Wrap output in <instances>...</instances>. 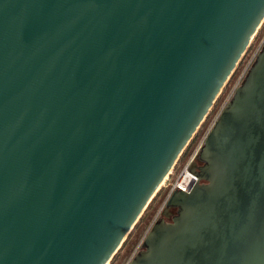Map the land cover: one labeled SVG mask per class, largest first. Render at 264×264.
I'll list each match as a JSON object with an SVG mask.
<instances>
[{"label":"water","instance_id":"1","mask_svg":"<svg viewBox=\"0 0 264 264\" xmlns=\"http://www.w3.org/2000/svg\"><path fill=\"white\" fill-rule=\"evenodd\" d=\"M263 19L264 0H0V264H107ZM194 160L130 264H264V45Z\"/></svg>","mask_w":264,"mask_h":264},{"label":"rangeland","instance_id":"2","mask_svg":"<svg viewBox=\"0 0 264 264\" xmlns=\"http://www.w3.org/2000/svg\"><path fill=\"white\" fill-rule=\"evenodd\" d=\"M264 45V19L254 34L251 42L249 43L247 49L244 51L242 57L240 58L236 68L230 75L229 79L223 86L220 94L214 101L213 105L209 109L208 113L204 117L201 124L198 126L193 137L184 148L182 154L178 158L177 162L173 166V174L169 177H165L163 183L158 188L152 199L149 201L148 205L143 210L142 214L139 216L136 223L133 225L130 232L127 234L125 240L122 242L121 246L118 248L116 253L112 256L107 264H130L135 255L142 249V244L150 232L152 226L160 219L165 218L170 220L166 215L167 205L165 203L166 196V184L173 179V177L179 172L181 165L195 154L199 152L202 147L207 135L215 125L220 114L227 106L228 102L232 98L236 89L240 85L250 66L254 62L258 53ZM173 209V208H172ZM171 209H168L169 211ZM177 209H175L174 214H176Z\"/></svg>","mask_w":264,"mask_h":264},{"label":"built area","instance_id":"3","mask_svg":"<svg viewBox=\"0 0 264 264\" xmlns=\"http://www.w3.org/2000/svg\"><path fill=\"white\" fill-rule=\"evenodd\" d=\"M195 158V154L189 157L183 165H181V168L179 172L173 177L172 180H170L166 184V196H165V203L167 204L169 198L176 190H182L185 189L186 191H190L194 182L197 179V175L193 174L192 172L188 171L189 166L193 162ZM173 174V171L170 172L168 177Z\"/></svg>","mask_w":264,"mask_h":264},{"label":"flooded vegetation","instance_id":"4","mask_svg":"<svg viewBox=\"0 0 264 264\" xmlns=\"http://www.w3.org/2000/svg\"><path fill=\"white\" fill-rule=\"evenodd\" d=\"M203 164V162L200 160V159H195L194 160V162H193V168H196V167H198V166H200V165H202ZM167 205V204H166ZM173 208V209H172ZM169 209H171V210H169V211H167L166 212V216L165 217H167L168 219L169 218H171L172 217V215H173V213H174V211H175V209H177L176 207H171V208H169Z\"/></svg>","mask_w":264,"mask_h":264},{"label":"bare ground","instance_id":"5","mask_svg":"<svg viewBox=\"0 0 264 264\" xmlns=\"http://www.w3.org/2000/svg\"><path fill=\"white\" fill-rule=\"evenodd\" d=\"M166 177H167V176H166ZM164 180H165V179H164ZM164 180H163V182H164ZM163 182H162V183H163Z\"/></svg>","mask_w":264,"mask_h":264}]
</instances>
